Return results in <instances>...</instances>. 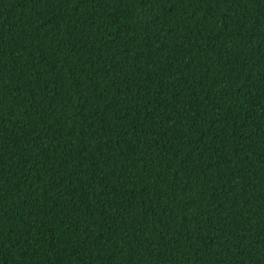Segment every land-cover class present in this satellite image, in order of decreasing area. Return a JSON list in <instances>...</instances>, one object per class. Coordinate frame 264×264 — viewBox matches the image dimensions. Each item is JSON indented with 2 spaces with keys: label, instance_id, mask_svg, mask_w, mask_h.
<instances>
[{
  "label": "trees",
  "instance_id": "1",
  "mask_svg": "<svg viewBox=\"0 0 264 264\" xmlns=\"http://www.w3.org/2000/svg\"><path fill=\"white\" fill-rule=\"evenodd\" d=\"M0 264H264V0H0Z\"/></svg>",
  "mask_w": 264,
  "mask_h": 264
}]
</instances>
